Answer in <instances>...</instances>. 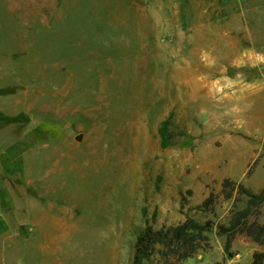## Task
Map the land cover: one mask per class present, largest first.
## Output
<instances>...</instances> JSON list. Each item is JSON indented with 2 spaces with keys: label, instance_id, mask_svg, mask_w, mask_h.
Returning a JSON list of instances; mask_svg holds the SVG:
<instances>
[{
  "label": "rangeland",
  "instance_id": "rangeland-1",
  "mask_svg": "<svg viewBox=\"0 0 264 264\" xmlns=\"http://www.w3.org/2000/svg\"><path fill=\"white\" fill-rule=\"evenodd\" d=\"M14 2L34 40L23 58L38 62L37 119L65 134L28 153L32 221L50 240L21 264H130L141 231L185 217L209 222L208 242L181 264H249L264 250L240 233L225 250L221 231L242 188H264V0ZM166 119L174 136L161 148Z\"/></svg>",
  "mask_w": 264,
  "mask_h": 264
},
{
  "label": "crops",
  "instance_id": "crops-1",
  "mask_svg": "<svg viewBox=\"0 0 264 264\" xmlns=\"http://www.w3.org/2000/svg\"><path fill=\"white\" fill-rule=\"evenodd\" d=\"M23 25L21 6L17 7L14 0H0V264H21L26 256L24 248L39 240L47 248L50 238L38 230L42 223L32 221L38 211L35 196H39V187L25 162L34 148L65 140L60 123L37 119L39 80L34 70L38 62H33V57L23 58L34 42L33 36L24 34ZM22 202L28 215L25 221ZM25 226L27 232L33 229L35 234H24Z\"/></svg>",
  "mask_w": 264,
  "mask_h": 264
},
{
  "label": "trees",
  "instance_id": "trees-1",
  "mask_svg": "<svg viewBox=\"0 0 264 264\" xmlns=\"http://www.w3.org/2000/svg\"><path fill=\"white\" fill-rule=\"evenodd\" d=\"M157 132L160 147H169L174 136L171 120L166 119L161 122ZM222 188L223 191L229 188L227 180L223 182ZM242 195L246 198L243 209L232 216L226 229L221 228V231L229 236L225 250L237 233L248 237L254 244L264 247V223H260L257 219L249 220L264 207V188L258 193H251L242 188ZM214 199V194L210 193L199 208L210 211ZM208 227L209 222L200 224L189 217H185L182 223L175 226H162L159 229L147 227L136 237L130 264H150L153 261L155 264H181L192 258L202 246L207 244L208 238L204 232ZM250 264H264V251H254Z\"/></svg>",
  "mask_w": 264,
  "mask_h": 264
},
{
  "label": "water",
  "instance_id": "water-1",
  "mask_svg": "<svg viewBox=\"0 0 264 264\" xmlns=\"http://www.w3.org/2000/svg\"><path fill=\"white\" fill-rule=\"evenodd\" d=\"M80 138H81L80 136H77V137L75 138V140L79 141Z\"/></svg>",
  "mask_w": 264,
  "mask_h": 264
}]
</instances>
